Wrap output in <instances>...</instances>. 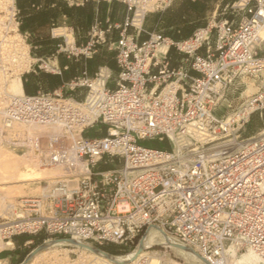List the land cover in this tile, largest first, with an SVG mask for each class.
Here are the masks:
<instances>
[{
	"label": "built area",
	"instance_id": "obj_1",
	"mask_svg": "<svg viewBox=\"0 0 264 264\" xmlns=\"http://www.w3.org/2000/svg\"><path fill=\"white\" fill-rule=\"evenodd\" d=\"M116 1L127 9L123 23L95 24L88 43L74 50L91 57L119 29L110 43L117 52L116 76L109 68L93 77L85 71L67 85L71 93L85 89L83 98L39 91L25 94L20 106L11 99L6 108L7 123L28 116L60 121L65 135L46 137L48 163L73 169L84 163L88 172L47 183L41 196L0 216L3 239L60 236L101 250L117 245L132 251L158 229L206 264H229L231 245L254 250L264 262V136L248 141L264 128V0H235L229 6L233 17L215 19L177 41L160 33L140 40L137 15L144 19L148 12L133 0ZM163 1L157 10L175 0ZM11 10L0 25V54L11 35L27 37L17 0ZM132 28L138 32L131 34ZM165 43L167 52L156 56ZM172 47L184 55L179 66L168 58ZM245 76L262 82L228 121L222 102ZM101 78L102 86L96 83ZM255 116L262 129L243 138ZM182 139L188 142L178 146Z\"/></svg>",
	"mask_w": 264,
	"mask_h": 264
},
{
	"label": "bare ground",
	"instance_id": "obj_2",
	"mask_svg": "<svg viewBox=\"0 0 264 264\" xmlns=\"http://www.w3.org/2000/svg\"><path fill=\"white\" fill-rule=\"evenodd\" d=\"M133 2L139 7L142 6L144 12L152 11L155 8L157 10V8L165 5L163 0H133ZM13 4L14 0H0V11L6 12L5 16L0 14V25L6 20L5 18L8 14L11 13V7H13ZM142 19V15H137L136 25L138 28L141 27ZM62 32L65 31L58 29L55 31V34H62ZM260 35L264 40V30H261ZM67 37L71 46L74 41L73 36L67 34ZM20 39L21 34L18 32L11 35L9 41H6V43L9 42L8 47L5 45L3 54H0V216L5 213L10 214L17 209L15 203L7 202L12 201L10 195L14 191L20 194V198H26L24 195L25 189L29 188L31 191L30 193H33L36 197L38 194L42 192L44 193L46 190L45 187H42L43 181H47L49 184H54L59 178H65L71 175L78 176L88 172V168L84 163H78L74 169L72 167L67 168L62 163H48V149L50 143H45L46 146H44L41 137L56 138L58 136H64V126L60 121L43 122L31 119L30 116L25 118H15V120L10 123H7L5 120L6 108L11 99L17 98L18 101L16 106H20L21 99L25 96V93L14 92L12 88L8 87L9 80L14 72L19 74L28 69L31 65V60H33L29 54L28 46ZM164 46L168 47V43L158 46L156 56H164L165 53L162 54L159 50ZM9 71H13V73ZM22 74L14 77H19V80L21 81ZM103 75L106 76L105 70H103ZM96 83L102 86L105 83V78L97 80ZM244 92L247 96L252 93L251 88ZM33 105H35V103H33ZM232 118V114L228 115V121ZM237 130L238 129H235L233 132L231 130L235 137L238 136L236 134ZM261 136H264V128L260 131L259 135L252 136L248 141L257 139ZM18 140H22L20 142L25 141L28 144V146L25 147V153L23 155L17 154L14 150V148H17L18 146L16 142L20 143ZM187 142L188 140L182 139L178 146ZM240 147L241 145L236 148L239 149ZM0 236H2L1 232ZM74 244L77 248L82 250V254L78 260L72 261V264L182 263L177 261L174 257L170 258L165 253L152 252L151 249L155 246H163L171 249L176 254L182 253L189 258L191 257L195 260L201 261L203 264L207 263L206 261L201 260L191 250L185 249L175 242L170 241L162 230L151 229L147 235L140 239L138 245L132 251L119 256H113L101 249L93 247L91 244H80L69 239H61L58 241L47 240L44 245L33 253L31 257L33 258L31 259L33 260L32 264H39L41 261H44L47 264H67L66 261L70 258L67 256V253L69 252L68 249H63L65 254V257L63 258L59 257L58 254H54V261L50 258L47 259V257L50 253L57 252V250H48ZM12 246H14L12 240L0 241V254L3 248ZM229 264H264V262L254 250L247 249L245 251H240L237 246L231 245L229 247Z\"/></svg>",
	"mask_w": 264,
	"mask_h": 264
},
{
	"label": "crops",
	"instance_id": "obj_3",
	"mask_svg": "<svg viewBox=\"0 0 264 264\" xmlns=\"http://www.w3.org/2000/svg\"><path fill=\"white\" fill-rule=\"evenodd\" d=\"M192 1L198 3V1L202 0ZM176 2H174L168 8L161 10L159 15L163 16L173 11ZM89 3H91L93 6V12L92 14H87L84 17L82 8L85 4ZM17 7L20 12V31L23 34H26L27 39L28 37H31V41L28 46L30 47V52L36 50L35 56L37 61L51 63L55 71L52 73H54V75H58L48 76L51 78V80H49V78H46L44 74L39 76L35 70H33L35 73L33 75H31V72H27L29 73L27 77H21V84L18 91L19 93H22V88L26 94L25 86L29 87L31 94H36L39 91L52 92L50 90L63 92L64 89H67L69 82L82 75V73L85 71L89 74V76L93 77L100 69L109 68L113 72L114 76L117 75V52L113 47H110V41L119 35V29L113 28L107 35L109 42L100 44L97 47L96 53L91 57L78 55L74 52V50L82 48L88 43L90 39V29L95 24L102 23L104 27H106L108 24L113 26L121 25L127 16V9L124 4L116 0H17ZM72 8L75 10V13L71 17L67 15V11ZM237 19L240 20V18ZM187 22H189V19H183L176 24H171L164 18L159 19L154 24V26H152V31L161 30L165 27L181 28L182 25L186 24ZM58 29L65 32L57 35L55 34V31ZM132 29L130 32H132ZM142 31L146 34H141ZM142 31L139 38L140 40L144 41L149 38L148 34H150V31L147 29H142ZM134 32V34H136L138 30H134ZM67 34H71L73 36V46H70ZM42 35L47 36L49 40L43 41ZM44 49L51 50L52 53L42 52L37 54L38 50ZM159 50L162 54H164L167 52L168 47L164 46ZM64 51L66 53L61 55V53ZM60 56L63 57V59H61ZM162 56L160 55L159 57ZM255 82V80L248 82L247 89L251 88L252 93H254L253 90H256L254 88ZM109 86L113 87L112 82L109 83ZM66 91L67 93L71 94L70 96L79 98H83L86 94L85 89L78 90L74 93L69 92L68 89ZM18 239V241H13V243L15 248H18L16 252L20 253V258L22 255L21 245L25 246L31 241H23L19 237ZM17 255L18 254H15V257H17Z\"/></svg>",
	"mask_w": 264,
	"mask_h": 264
},
{
	"label": "rangeland",
	"instance_id": "obj_4",
	"mask_svg": "<svg viewBox=\"0 0 264 264\" xmlns=\"http://www.w3.org/2000/svg\"><path fill=\"white\" fill-rule=\"evenodd\" d=\"M174 2H176L174 10L163 15V16L159 15L161 12V9L156 10V8H155L152 11H149L147 13V15L145 16V18L141 22L142 29H147L148 31H150V34H159L160 33V34L164 35L165 37H170V38H173L174 40L177 41V40H183V39H187V38L191 37L193 35V33L196 31V29L206 27L210 22H213L215 19L219 20V19L226 17V16L233 17L229 13V6L234 2V0H202V1H198V6L196 7L197 11L192 12L193 19H189V22L182 25L181 28L165 27V28H162L161 30L152 31V26H154V24L159 19L164 18L169 23H171L173 20H175L176 16L178 15L180 8L185 7V5L187 3V1H185V0H175ZM237 18H239V16ZM100 26L104 27L102 23H100ZM91 29H90V32H91ZM134 30L135 29L133 28L132 32H130V33L134 34L135 33ZM141 34H146V33H143V31H142ZM148 37H150L149 34H148ZM20 40H22L23 43H25L27 46H29V43L31 41V37H28V39H27V38H23L21 36ZM110 42H114V39H112ZM71 46H73V44ZM110 47H111V44H110ZM28 50H29V54L33 60H31L30 67L24 71L28 70L27 72H31V75L35 74L33 71V70H35V72H37L39 74V76H41L42 74L48 75V76H58V75H54V73H52L53 65L51 63L48 62V65H45L42 61L41 62L37 61L36 56H35L36 50L30 52V47H28ZM74 52L76 53V51H74ZM262 52H263V56H264V46L262 48ZM65 53L66 52L64 51L63 53H61V55L65 54ZM104 54H106V53H104ZM183 57H184V55L180 54L173 47L170 49V53L168 54V58H170V63L174 66L181 65L182 64L181 59ZM61 59H63V57H61ZM23 72H21L19 74L14 72L13 76H12L13 78L11 77V79L9 80L8 87L12 88L14 92L19 91V86L21 84V81L19 80L20 78L14 77V76H19ZM27 72H24L22 74V77H27L29 74ZM50 80H51V78H50ZM251 80H256L255 87H254L256 90H254V93L258 91L259 86L262 82V77L256 78L254 76H245L242 79L237 80L236 83L233 85V87L230 89L229 95L226 98L227 100H224L222 102V109H224V114H222V115L232 114L235 110L240 108L243 103H245V101L248 99L249 96L254 94V93H251L248 96L246 94L244 95V91L248 87L247 84ZM31 83H32V80H31ZM66 90L67 89H64L62 93L64 96L68 97L71 94L67 93ZM50 91H52L51 93L54 92V90H50ZM21 92L24 93L22 88H21ZM260 129H262V122L260 121V119L258 117L255 116L254 118L251 119L249 124H247L245 126V128L242 130L241 135L243 138H246V137H249L252 135H256L260 131ZM18 141L20 142L22 140H18ZM41 141L43 142V145L46 146L45 143L47 140H46L45 136L41 137ZM16 143L18 144V146H17V148H14L15 152L17 154L23 155L25 153V147L28 146L27 142L23 141L20 143H18V142H16ZM144 144L145 145H155V143H150V142H146ZM46 186H47V181H43L42 187L44 188ZM30 192L31 191L29 188L25 189L24 195L26 196V198L35 197L34 194L30 193ZM13 193L10 195L12 198L11 199L12 201H7V202L15 203L17 206L16 208L18 209V208H20V206L22 204L21 201L25 198H20V194L16 191H14ZM42 193L38 194V196H36V197L41 196ZM17 209H15L14 211L12 210L13 211L12 213H14ZM12 213H10V214H12ZM10 214L5 213L1 216L5 217V216H8ZM1 237L2 236H0L1 242L2 241H10V240L14 241V238H16V237H14L12 239L7 240V239H3V237L2 238ZM18 237L23 241H31L30 243H28L25 246L21 245L22 246V248H21L22 254L24 252H29V253L27 254V256L24 258V260L20 264H24V263L32 264L33 260H31V259H33V258H31V257L33 255V253L38 248H40L42 245H44L47 240L58 241L61 239H66V238H63L60 236H47V235H39L36 237L26 236V237H28V239L24 238L23 236H18ZM106 247H108L109 249H111L113 251L119 252V255H123V254H126V253L131 251V250L127 251L129 248L124 247V246L108 245ZM16 248H15V245L12 247L3 248L2 252L0 254V263H2V264H19L18 258L20 256L19 255L20 253L16 252L18 250V248L17 249ZM53 249L57 250V252L50 253L48 255L47 259L50 258V259H52V261H54L55 260L54 254H58L59 257L63 258V257H65L63 249H68L69 252L67 253V256L70 258H69V260L66 261L67 264H72V261L78 260V258L82 254L81 249L74 247V246H70V245L52 248V249H49L48 251H50V250L52 251ZM124 251H127V252H124ZM151 251L152 252L155 251V252L165 253L170 258L177 257L183 261V263H181V264H200L198 260H195L191 257L189 258L185 254H182V253L176 254L171 249L163 247V246H155L151 249ZM243 251H245V250H243ZM15 254H18L17 255L18 258L15 257ZM41 262L39 264H47L44 261H41Z\"/></svg>",
	"mask_w": 264,
	"mask_h": 264
},
{
	"label": "trees",
	"instance_id": "obj_5",
	"mask_svg": "<svg viewBox=\"0 0 264 264\" xmlns=\"http://www.w3.org/2000/svg\"><path fill=\"white\" fill-rule=\"evenodd\" d=\"M185 1H187L185 7L180 8V10L178 12V15L176 16L175 20H173L171 22V24H176L177 22H180L183 19H193L192 12L197 11L196 10V7L198 6V3L197 2H193L192 0H185ZM82 11H83L82 13H83L84 17L87 14H92V12H93V6H92V4L91 3L85 4L84 7L82 8ZM74 13H75V10L73 8L72 9H69L67 11V15H69L71 17L74 15ZM78 14H79V12H78ZM38 39L40 40L39 37H38ZM42 40L43 41H48L49 38L47 36H43L42 35ZM42 52L52 53L51 50L44 49V50H38L37 54L42 53ZM45 76H46V78H49L48 75H45ZM49 80H50V78H49ZM25 92H26L27 95H31V91H30V89H29L28 86H25ZM45 93H49V92H45ZM23 237H25V238L28 239V237H26V236H23ZM18 240H19L18 237L14 238V241H18ZM102 250L104 252H106V253H109V254L113 255V256H119V252L113 251V250L109 249L106 246L103 247ZM28 253L29 252H24L21 255V257L18 260V263L19 264L24 260V258L27 256Z\"/></svg>",
	"mask_w": 264,
	"mask_h": 264
}]
</instances>
